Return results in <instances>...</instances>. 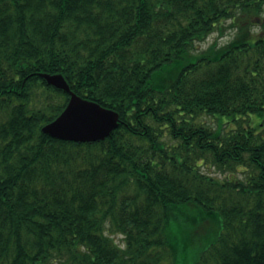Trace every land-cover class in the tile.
<instances>
[{"label":"trees","instance_id":"16d2710c","mask_svg":"<svg viewBox=\"0 0 264 264\" xmlns=\"http://www.w3.org/2000/svg\"><path fill=\"white\" fill-rule=\"evenodd\" d=\"M40 72L117 127L42 132ZM214 225L193 264H264V0H0V264H175Z\"/></svg>","mask_w":264,"mask_h":264},{"label":"water","instance_id":"95a60500","mask_svg":"<svg viewBox=\"0 0 264 264\" xmlns=\"http://www.w3.org/2000/svg\"><path fill=\"white\" fill-rule=\"evenodd\" d=\"M45 81L69 94L62 111L41 127L51 137L76 142L105 139L118 125L117 111L73 92L61 73L40 72Z\"/></svg>","mask_w":264,"mask_h":264},{"label":"rangeland","instance_id":"374dc122","mask_svg":"<svg viewBox=\"0 0 264 264\" xmlns=\"http://www.w3.org/2000/svg\"><path fill=\"white\" fill-rule=\"evenodd\" d=\"M228 21L225 22V25L223 27L222 32L215 31L211 35L207 37V39L203 42H200L198 44L199 48H205L209 43L217 41L218 44H222L229 40L232 36L235 30L232 28H229ZM255 30L259 31L260 29L258 27H255ZM197 121L203 122L205 124L217 125V120L215 117L211 115H201L197 117ZM202 170L211 173L212 175H215L217 177L223 178V177H231L233 178L234 175H237L239 177H243L244 172L241 171V168H239V171H237L235 174L228 172L227 170L224 171L222 169H219L211 164H202ZM217 227L214 225L209 233L208 236L204 239H195L191 241L190 245L183 251L177 252V258L175 264H193L194 261L197 259L198 253L202 251L204 248H206L209 245V242L216 234ZM182 237H184L182 235ZM115 239L118 240L119 237L115 236ZM181 242H183L181 240ZM166 262H170L169 260H165Z\"/></svg>","mask_w":264,"mask_h":264}]
</instances>
